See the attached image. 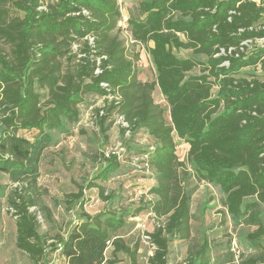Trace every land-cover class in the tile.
Instances as JSON below:
<instances>
[{
    "label": "trees",
    "instance_id": "16d2710c",
    "mask_svg": "<svg viewBox=\"0 0 264 264\" xmlns=\"http://www.w3.org/2000/svg\"><path fill=\"white\" fill-rule=\"evenodd\" d=\"M137 10L139 15L130 14L125 26L151 56L152 81L137 78L134 60L113 33L121 14L117 0L47 5L0 0V174L14 185L5 192L8 186L0 184V196L14 218L15 246L33 264H42L48 246L59 251L60 264H118L119 254L138 264L137 246L117 233L125 223L123 211L83 210L64 236L51 237L30 210L36 205L44 150L58 142L57 135L70 133L84 95H112L94 109L101 132L114 111L128 125L120 126L122 135L126 129L129 134L142 129L155 139L139 145L141 161L156 180L149 191L155 196L151 212L159 221L147 231L154 246L148 263L168 264L169 242L189 237L194 187L179 176L189 170L221 194L233 225L253 227L244 234L249 249L239 253L237 264L264 263V47L242 44L264 37V24H258L264 19V0H142ZM87 36L93 37L91 43ZM182 49L191 54L175 53ZM197 66L199 73H191ZM156 86L168 104L169 123L153 100ZM172 133L188 144L185 162L175 153ZM100 155L104 164L96 178L104 181L120 170L121 158ZM91 186L102 200H112V191L104 194L96 182ZM73 196L78 205L85 204L82 190ZM210 251L204 238L181 264H210ZM222 264L236 263L229 258Z\"/></svg>",
    "mask_w": 264,
    "mask_h": 264
},
{
    "label": "rangeland",
    "instance_id": "374dc122",
    "mask_svg": "<svg viewBox=\"0 0 264 264\" xmlns=\"http://www.w3.org/2000/svg\"><path fill=\"white\" fill-rule=\"evenodd\" d=\"M43 5L51 4L56 0H41ZM142 0H117L120 17L113 33L122 40L126 55L134 60L137 78L141 81L155 79L156 71L151 56L142 44L134 42L126 30V20L129 15L138 16L137 10ZM11 14L22 15V12L12 10ZM264 24V19L260 20ZM150 43H148L149 45ZM8 52V45H3ZM74 48V47H73ZM248 48H251L248 45ZM179 56L190 55L189 49L175 50ZM63 65L67 64L61 58ZM251 70L252 68H247ZM200 67H195L191 73L198 74ZM257 73H261L256 69ZM241 74H244L242 71ZM263 74V73H262ZM260 77L264 78L263 75ZM217 86H212L215 93ZM152 97L163 109V116L167 123L170 122L168 104L159 92L157 86L152 92ZM83 102L78 104L80 114L75 123L69 124V134L57 135L58 142L49 145L43 152L39 162V176L37 179L36 205L30 210L37 216L41 230L48 236L65 235L76 222L79 214L85 210L89 214L110 209L125 212V223L118 230V234L131 246H137V263L149 264L148 256L153 252L152 245L143 238L147 231L153 230L158 221L151 212V204L155 196L149 191L156 182L154 173L147 168L140 155L139 140H144L146 145L153 144L155 139L142 129L129 135H122L119 131L121 120L117 112L107 118L108 129L101 132L95 122L96 107L107 104L111 98L84 95ZM30 136V131H22ZM175 142V153L180 161L185 162L188 144L172 133ZM123 146L120 170L107 180L96 178L104 161L101 153L108 154L116 147ZM190 169L189 164L186 163ZM187 187H194L190 201V229L186 239L174 238L169 242L168 264H181L192 246H198L206 238L211 251L210 264H222L229 258L237 264L238 255L248 251L244 234L253 227L244 225L236 226L228 219L225 207L222 205L221 194L207 182L198 180L192 171L179 175ZM94 182L104 187V194L112 191L114 196L110 202L102 200ZM0 184L12 187L7 177L0 174ZM86 199L83 206L78 205L73 196L81 191ZM48 208V212L45 210ZM48 214V215H47ZM15 225L14 218L7 209V204L0 196V264H33L14 244ZM264 239V238H263ZM52 241L49 239L48 242ZM110 253V248L107 254ZM118 264H131L124 255L119 254ZM42 264H60L62 257L58 250L50 246L45 250L41 259ZM264 264V263H258Z\"/></svg>",
    "mask_w": 264,
    "mask_h": 264
},
{
    "label": "built area",
    "instance_id": "2783aa9c",
    "mask_svg": "<svg viewBox=\"0 0 264 264\" xmlns=\"http://www.w3.org/2000/svg\"><path fill=\"white\" fill-rule=\"evenodd\" d=\"M39 8H44V6H40ZM78 13V12H77ZM81 13H83L84 15H88V12L87 10L85 9H82L81 10ZM87 39H88V42H92L93 41V37L92 36H87ZM242 44L244 45H250V46H253V45H256V46H260V47H264V37H256V38H253V39H246L244 41H242ZM73 47L75 48L76 45L74 44ZM221 52H223V49H221ZM100 70L98 68L95 69V73H98ZM103 87H107V84L104 83V82H101L100 83ZM108 98H111L112 95H107ZM120 120H121V126L122 127H126L127 128V123L122 119L121 116H119ZM124 135H129V129H126ZM139 144L141 145H146L144 143V140H139ZM153 149V146H148V150H152ZM111 153H115L117 154L118 158L120 159L121 158V155L123 153V146H121V143L119 144L118 147H116L114 150L110 151ZM143 158V156H141ZM143 238L146 240V241H149V235L148 233L146 232L144 235H143ZM154 248V246L152 245V249Z\"/></svg>",
    "mask_w": 264,
    "mask_h": 264
},
{
    "label": "crops",
    "instance_id": "0c3cea01",
    "mask_svg": "<svg viewBox=\"0 0 264 264\" xmlns=\"http://www.w3.org/2000/svg\"><path fill=\"white\" fill-rule=\"evenodd\" d=\"M124 19H126V18H124ZM151 44V43H150Z\"/></svg>",
    "mask_w": 264,
    "mask_h": 264
}]
</instances>
